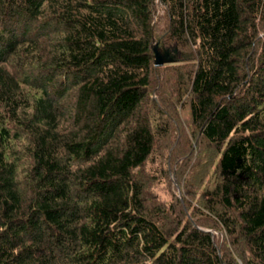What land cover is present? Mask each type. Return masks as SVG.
Here are the masks:
<instances>
[{"label":"trees","instance_id":"1","mask_svg":"<svg viewBox=\"0 0 264 264\" xmlns=\"http://www.w3.org/2000/svg\"><path fill=\"white\" fill-rule=\"evenodd\" d=\"M186 63L172 112L154 76ZM177 112L201 159L179 214ZM201 226L264 264V0H0V264H232Z\"/></svg>","mask_w":264,"mask_h":264},{"label":"rangeland","instance_id":"2","mask_svg":"<svg viewBox=\"0 0 264 264\" xmlns=\"http://www.w3.org/2000/svg\"><path fill=\"white\" fill-rule=\"evenodd\" d=\"M161 12L163 13V10H161ZM164 14V13H163ZM167 51V50H166ZM162 53H164V50H162ZM170 53V52H169ZM170 58H174V55L172 53H170ZM172 64V63H171ZM186 65H188L187 67H181L179 68L177 71L174 67L172 66H168L166 70V72L158 73L159 76L156 77L155 74V80L157 81L156 83L158 84V88L154 91L153 94H150L151 97H154L156 102H159L160 100L164 101L165 103H168L167 108L170 109L172 111L171 108V103L168 102L169 100H171L172 102H174L175 100V96L178 93L177 87L174 86V88H172V93L174 95L173 99L172 97H170V93L167 94L168 88L171 91V87L170 84L172 81L176 80V73L179 75H183L185 70L192 68V65H190V63H186ZM190 65V66H189ZM170 79V82L167 83V81H165V83L163 84V81L166 79ZM172 79V80H171ZM177 83V81H176ZM166 85V86H165ZM176 85V84H175ZM173 86V85H172ZM179 95H180V90H179ZM66 101L68 103H71L74 101V97L72 95V93L68 94L66 97ZM175 112V110H173ZM172 111V112H173ZM177 115H181L179 112H177L175 114L176 118H175V124L171 127L170 125H168V129L170 131V138H169V144L168 146L170 148L174 149L172 150V153L169 155V147H163L159 145V149H157L159 152H161L162 154V160L160 159V164H158L159 162H155V164H158L159 170L162 171V169H166L165 167H169V171L171 169V174H170V182L172 184V188L175 189L176 193H177V199L178 202L175 203L172 211L175 212V214H179L181 213L182 210L186 209L187 203H188V198L189 193L191 192L189 187L186 185L187 181H190L191 179H188L190 175H192V171L194 168H198L197 165L198 163L201 162V159L198 158L199 155H197V153L193 156V152L194 149L192 151H190L191 148V138H190V126H191V122H189L188 120L184 119L183 117H179ZM182 116V115H181ZM189 128V129H187ZM172 138H175V141L172 140ZM190 139V142H189ZM179 141V142H178ZM164 142V141H163ZM196 151V150H195ZM189 154V155H187ZM200 154V153H199ZM192 156V157H191ZM155 158H157V155L155 156ZM154 161H158V159H155ZM193 158V159H192ZM153 162V161H152ZM148 163L147 167H151L150 165L152 164ZM145 167V168H147ZM171 167V168H170ZM147 171H140V173L142 175L145 176L147 184H149L151 182V184L153 183L151 176H150V172L148 171V168L146 169ZM140 174V175H141ZM167 178V176H165ZM163 180V179H161ZM193 184V182H191ZM168 184V182H167ZM166 184V185H167ZM162 185V184H161ZM164 186V185H163ZM151 192L153 194H150L151 199H149V201L151 202V208L154 209V207L158 208V204H156V201H165L166 204H170L172 202V196L168 193V189H159L157 188V186L152 185V187L150 188ZM173 189V190H174ZM174 191V192H175ZM156 199V200H155ZM174 200V198H173ZM173 205V202H172ZM189 213V212H188ZM162 213H160V215H158L159 218H161ZM198 217V214H197ZM195 218L194 221H200L201 223H203L204 225H208L207 223H205V219L204 217H199V218ZM203 228H205L208 231L214 232L215 235H219L218 238V242H222L224 241L225 243V248L227 249V256L228 259H230L231 263L234 264V260H237L240 262L239 264H242V259L240 258L241 256V251H242V247H238V244H241L240 242H237V244H235V242L233 241H228L227 239H224L225 236L221 235V231L216 230L214 228H208V226H201ZM220 232V233H219ZM221 239V240H220ZM241 249V251H240ZM244 249V248H243Z\"/></svg>","mask_w":264,"mask_h":264},{"label":"water","instance_id":"3","mask_svg":"<svg viewBox=\"0 0 264 264\" xmlns=\"http://www.w3.org/2000/svg\"><path fill=\"white\" fill-rule=\"evenodd\" d=\"M155 55H156V65L157 66H162L166 63H170L174 60V58H170V53L169 51H165L164 53H162L159 49L158 45H155Z\"/></svg>","mask_w":264,"mask_h":264}]
</instances>
